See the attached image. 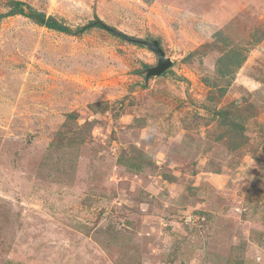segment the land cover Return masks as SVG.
I'll return each mask as SVG.
<instances>
[{"label":"rangeland","instance_id":"1","mask_svg":"<svg viewBox=\"0 0 264 264\" xmlns=\"http://www.w3.org/2000/svg\"><path fill=\"white\" fill-rule=\"evenodd\" d=\"M0 264H264V0H0Z\"/></svg>","mask_w":264,"mask_h":264},{"label":"trees","instance_id":"2","mask_svg":"<svg viewBox=\"0 0 264 264\" xmlns=\"http://www.w3.org/2000/svg\"><path fill=\"white\" fill-rule=\"evenodd\" d=\"M23 2L20 1H12L11 2V9L8 12V15H14V14H24V7H23ZM29 8V6H28ZM36 13V12H35ZM39 17L43 18L44 21L41 22L38 18L36 19L37 23L41 24L42 26H45L48 29H53L59 32H64V33H69V34H76L78 32H83L86 29H88L91 26H95V27H99V28H105V24L103 21H101L100 19L96 18V21H90L88 24H86L85 26H82L81 28H75V29H71L69 28V26H67L62 20H57L55 17L53 16H46L44 14H39L36 13ZM33 17V16H32ZM219 33L216 32L214 34V37L216 35H218ZM225 58H226V63L223 65V69L221 70L222 72L227 73L229 70L227 69L228 66L230 65H235L238 66L241 61L242 58L235 52L232 50H228L225 54ZM222 58H218V61H221ZM167 71V70H166ZM165 72V71H164ZM163 72V73H164ZM224 73V74H225Z\"/></svg>","mask_w":264,"mask_h":264},{"label":"water","instance_id":"3","mask_svg":"<svg viewBox=\"0 0 264 264\" xmlns=\"http://www.w3.org/2000/svg\"><path fill=\"white\" fill-rule=\"evenodd\" d=\"M24 12H26V10H24ZM31 15H32V13H31ZM36 17L41 22L44 21V19L39 17L38 15ZM105 28L114 34L121 36L122 38H124L127 41H130V42L135 43V44L146 46L149 50H151L154 53V55L156 56V63L154 65L148 66L144 69L143 73H144L145 80H147L148 78H151V77L159 76L164 71H166L168 68L171 67L172 60L165 55L164 50L160 46L158 39H156V38L144 39V38H139V37H133V36H130V35H127V34L121 32L115 28L108 27L106 25H105Z\"/></svg>","mask_w":264,"mask_h":264},{"label":"clouds","instance_id":"4","mask_svg":"<svg viewBox=\"0 0 264 264\" xmlns=\"http://www.w3.org/2000/svg\"><path fill=\"white\" fill-rule=\"evenodd\" d=\"M169 69V68H168Z\"/></svg>","mask_w":264,"mask_h":264}]
</instances>
